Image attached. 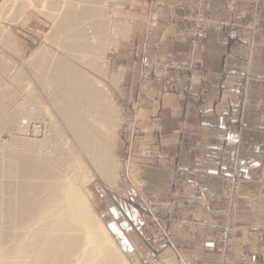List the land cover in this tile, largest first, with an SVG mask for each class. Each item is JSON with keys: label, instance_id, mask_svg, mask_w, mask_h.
I'll use <instances>...</instances> for the list:
<instances>
[{"label": "crops", "instance_id": "obj_1", "mask_svg": "<svg viewBox=\"0 0 264 264\" xmlns=\"http://www.w3.org/2000/svg\"><path fill=\"white\" fill-rule=\"evenodd\" d=\"M195 1L158 0V19L147 39L149 50L146 36H141L138 44L123 52L128 61L125 101L141 106L143 128L157 142L150 159L134 153L137 189L154 200L160 214L167 210L164 202L175 194V217L219 224L227 213L224 200L230 165L240 160L239 230L230 264H242L244 255L262 264L264 12L261 30L255 35L243 29L213 27L195 45L189 37L187 17ZM210 5L208 15L215 20L231 18L243 23L249 16L248 2L239 3L231 16L225 0H210ZM148 21L151 23V17ZM156 63L167 67L165 75L174 81L175 90L165 89L164 72L154 70ZM146 74H152V79L147 82L149 89L142 90V75ZM244 85L248 90L243 100L240 89ZM130 194L131 200L121 199L111 212L102 213L113 230L122 233L124 227L129 228L130 245L140 259L148 262L170 252L171 262L163 264H220L217 246L208 241L210 230L204 225L170 226L171 247L144 214L137 192Z\"/></svg>", "mask_w": 264, "mask_h": 264}, {"label": "bare ground", "instance_id": "obj_2", "mask_svg": "<svg viewBox=\"0 0 264 264\" xmlns=\"http://www.w3.org/2000/svg\"><path fill=\"white\" fill-rule=\"evenodd\" d=\"M107 1L53 0L52 3L42 4L37 0H4L0 10L10 2V5L3 9L6 19H14V16L17 17L20 13L25 15L23 12L31 7L46 11L55 22L52 35L57 34L58 38H52H55L56 42L58 40L56 44L59 51L66 49L67 53L71 52L77 57L83 54L95 60L97 57L101 58L99 53L104 51L107 42L108 25L105 16L109 14L103 16V10L101 11V6H105ZM157 4L156 0L152 7ZM8 7L10 9L6 12ZM41 14L45 16L42 12ZM18 19L20 20L21 16ZM156 20L157 17L153 14L152 22ZM2 26L0 25L1 29ZM1 29L0 31H3ZM4 31L0 33V40L8 42L9 34L6 35ZM11 39L15 41L16 38ZM40 48L36 51L40 52ZM45 50L48 51L47 48ZM75 56L70 58L76 59ZM64 59L50 53L37 52L30 58V64L38 71L40 77L51 85V89L58 90V102H62L61 97L71 102V107L64 105L65 108L60 111L67 125L73 129L71 133L81 150L105 174L111 168L108 155L112 152L114 142L109 143V137H104L108 134L107 130L106 133L103 127L101 130L103 123L100 125L96 116L99 113L98 108L103 104L108 114H103L102 117L109 118L110 124L114 126V111L109 94L108 98L104 97L102 100L105 90L99 89L98 84L93 85L94 81L79 71L80 69L74 66L75 63L72 65L73 62ZM7 72V66L0 57V128L12 126L10 121L1 120H7L6 113L13 103H16L15 98L19 95L16 89H11L10 84L4 80ZM23 77H11L13 86L19 85ZM75 113H80V116L83 113L87 119L81 120L80 124L71 118ZM22 121L20 126L25 128L31 120L25 117ZM112 125L109 126L112 128ZM109 126L106 128L110 129ZM110 138L113 139L111 136ZM11 139L8 145L0 144V264H123L117 249L110 244L106 228L101 221H94L89 211L91 204L81 189L83 179L79 170L84 168L78 153L72 147L63 146L60 149L63 160L54 156L55 154L45 158L37 153L39 145L42 146L41 142L29 141L22 137ZM62 177H65L69 184ZM116 177L119 178L118 175ZM82 198L86 200L85 210L88 216L83 226H76L71 216L81 210ZM160 258H164V255Z\"/></svg>", "mask_w": 264, "mask_h": 264}, {"label": "rangeland", "instance_id": "obj_3", "mask_svg": "<svg viewBox=\"0 0 264 264\" xmlns=\"http://www.w3.org/2000/svg\"><path fill=\"white\" fill-rule=\"evenodd\" d=\"M5 1H10V0H5ZM37 1L42 4L53 2V0H37ZM155 1L156 0H108L106 2V5L104 4L105 6H101V11L103 10L102 11L103 16L107 15L106 13L109 14L108 16H105V18L107 19V25H108V31L106 35L107 42L105 44L104 51L99 53V55H101V58L97 57L95 60L83 54L82 56L77 57L71 52L67 53L68 50L66 49H60L59 51V48L57 46L58 40L56 42V39L58 38V37L56 38L57 34L56 36L52 35L54 33L53 27H54L55 22L52 18H50L46 14V11L36 8L38 9L37 10L39 12L38 13L37 11L35 12L36 10L35 8L31 7L29 9H26L23 12L25 13V15H23L22 13L20 14L18 13L19 15L16 14L18 16L17 17L14 16V19H6V16H5L6 14L3 11V9L5 10V7H7L10 2L2 9V11L0 10L1 11L0 12V19H1L0 25L1 26L3 25L2 29L1 28L0 29L3 31L4 30L7 31L9 28L8 31H10V32L4 31L6 35L9 34L8 42H4V41L1 42L0 40V42L2 43V44L0 43L1 44L0 45V57L3 59L8 69V72L5 75L6 78L4 80L10 84L11 89L15 88L17 93L19 94L17 95L18 97L16 96L15 98V100L17 99L16 103L14 102L13 103L14 105L12 104L13 106H11V108L6 113L7 118L5 117V119L7 120H1L2 122L10 121L12 126L10 127L9 125L7 127L4 126L3 128H0V144H7V145L10 144V142L12 141L11 139L12 137L13 138L22 137L23 139H29V141H38L42 143V146H40L41 144L39 145V150L37 148L38 150L37 153H40L42 157L50 158V156L55 154L54 156H57L58 158L62 160H63V156L61 154L60 149L63 146L72 147L74 151L78 153L77 155H79L80 157L79 159H81L80 161L83 164L84 169L79 170L82 176V179H83L81 189L83 193L87 196L89 204H91L89 207L90 208L89 211L92 214V218L96 222L101 221L103 226L106 228L110 236V244L113 245L117 249V252L123 264H163V263L171 262L170 256H167L168 254H170V252H167L166 254H164V258L158 259L159 257L156 256L151 261L144 262L142 259H140L138 252L135 251L134 248L130 245V237L128 236L129 228L124 227L125 231H122V233L118 230L117 231L113 230L108 225L107 223L108 221L102 213L106 210H109L111 212L114 206H119L118 203L120 201L123 202L122 200L123 199L125 200V198L127 199V201L131 200L133 197L131 198L130 193L136 191L140 197V201L142 203V209H143L144 214L150 219V221H152L151 216L147 214L144 201L147 200V201L154 202V200L144 196L137 189V185H136L137 182L135 181L136 168H135V161H134V158H135L134 153L136 152L140 153V156H142V158L150 159L153 157V154H154L153 148L156 146L157 142L148 138V135H147L148 132L143 128L144 118L142 119L141 117V114L143 116V113H142L143 110L141 106L138 104L129 105L128 102L125 101L126 99L124 97L127 94L125 93V79L127 77L128 61L127 59H125L126 55H124L123 52L128 51L129 45L133 46L134 44L135 45L138 44L140 42L139 38H141V36L143 38L144 36H146V39H145L147 42L146 49L149 50L150 45H148L149 40L147 39H149V35L153 31L155 27V23L152 21L150 23L148 19H150V17L152 19L153 14H155L156 7L160 4L158 3V5H155L154 7H152ZM1 2L4 3V0H0V7L2 8ZM145 3H147L148 5L146 6ZM196 3H197V0L195 1V4L192 8L191 13L187 16L191 24L189 26V31L191 30V32L193 31L195 27L191 18L197 12ZM225 3H226V11L229 13L230 16L233 15L238 7V4L230 6V2L227 0H225ZM210 6L211 5H210V0H209L208 6H207L208 8L203 13L204 17L212 21V23L209 26H211L212 24L224 22V21L233 22L235 25L241 24V23H236L231 18L215 20L214 18L208 15ZM11 7H12V4H11ZM8 9H10V7L6 8L7 10L6 12H8ZM41 12L45 16H42ZM251 12L252 10L250 6L249 16L247 18V21L243 22V24H247L250 21ZM263 12H264V5H263V11L261 15V22H262ZM20 16H21V19L19 20L18 18ZM156 17L158 19V16ZM49 19L52 22H50ZM3 21H6V22H3ZM9 22L11 24H9ZM213 27L222 28V27H230V26L224 25L221 27L219 25H216V26L212 25L210 28H208V30L212 29ZM90 29L91 28H89V31L91 33L92 30ZM233 29L246 30L244 28H233ZM260 30H261V24H260ZM3 31H0V33H3ZM207 31L205 32V34L207 33ZM11 33L13 36L11 35ZM251 33L254 35L257 34L253 32ZM52 36H55L56 39L54 38L55 39L54 40ZM10 37L13 39L16 38L15 39L16 42L12 40ZM189 37L192 39V42H193V38H192L193 36L191 37V35L189 34ZM13 42H15V44ZM47 43L48 44L50 43V44L48 45ZM43 46H45L48 49V51L45 50L46 48L44 49ZM39 48L41 50L40 51L41 53L39 51H36V49L39 50ZM57 49L58 51H56ZM37 52L39 54L50 53L62 59H64L65 57L70 63L73 62L72 65L75 63L74 66H76L78 70L80 69L79 71H81L84 75L87 74L86 76L89 77L92 81H94L93 85L98 84L99 89L103 91L105 90L102 100L104 99V97L108 98V94H109V98L111 101L109 102L112 104L113 111H114V123H113L114 126L110 124L109 118L102 117L103 114L104 115L108 114V111L103 104L100 105V107L98 108L99 113L97 114L98 116H96L97 117L96 120H99L98 123L100 125L103 123L104 125L100 127L101 130H103L104 128L105 133L107 130L108 134H106L104 137L105 138L109 137V140H110L109 143L114 142L112 146V152L111 154L108 155L110 157L109 160H110L111 168H109L108 172H106L105 174L101 170H99L98 167L93 163V161L89 159L87 154L81 150L80 145L77 143L76 139L73 137L74 135L71 133V130L73 129L67 125L66 120L64 119L60 111V109L65 108L64 105L71 107V102L66 101L64 97H61L62 102H58L57 98L60 97V93L58 92V90L53 89V88L51 89L50 88L51 85L49 86L40 77V75L38 74V71H35L36 69L30 64V58ZM74 56L75 58L76 57L77 58L71 59V58H74ZM87 58L90 59L91 61H89ZM87 60L91 64L88 63ZM155 68H159L160 71L164 72L161 78L166 84L165 89L166 90L170 89L171 91L175 90V85H173L174 81H171L170 79H168V75H165L167 67L161 65L160 63H156V65H154V70ZM21 72L23 75L21 74ZM151 75L150 74L142 75V83H141L142 90L149 89V85L147 84V82L152 79ZM19 76L21 77L24 76L22 78L23 80L20 82L19 85L18 84L15 85L14 83L15 86H13V82H11L12 79L19 77ZM102 88H105V89H102ZM247 90L248 89L246 85L242 86L240 89V98H242L243 100L246 98ZM190 91L191 89L186 90V92H190ZM23 117L29 118V120H31L28 126H26L25 128L20 126L22 125V122H23L22 119H24ZM78 117H80V119ZM71 118L72 119L74 118L78 123H80L81 120L84 121V119H87L83 113H81V116H80V113H75V116ZM239 120L241 121V117L239 118ZM105 125L106 126L112 125V128L111 126H109L110 129L108 127L106 128ZM36 133L37 135H35ZM110 136L113 137V139L110 138ZM143 144L146 145L148 149L143 148L142 147ZM236 161H239L240 168H241V161L237 159L234 162ZM233 163H231L230 169H232ZM116 175L119 176L118 179H116L117 178ZM62 178L67 181L65 177H62ZM229 183H230V179L228 182L225 200H224L225 202L224 204H225V208L227 212L226 218L219 224L211 223L215 227L212 230L207 229V230H210L209 235L207 237L212 236V235L218 236L220 233L221 224L225 223L230 216L229 207L226 205V198H227ZM240 183L241 184H240L239 197L235 205L236 212L233 216L234 224L238 227L236 230V233L239 230V226L237 224V214H238V206H239L241 186H242V182ZM85 203H86V200L82 198L81 199V210H78L76 214L71 216L73 219V224L76 226L77 225L83 226V224L87 220L88 215L86 213L87 211L85 210V207H86ZM154 205L156 207H153V208L156 209L157 215L167 216V213L169 212L174 213L176 208L174 209H170V208L177 207L176 195L172 194L171 198L167 202H164V205L167 209L166 211H164L165 213L164 212L161 214L158 213L160 207H158L156 203ZM199 223L202 224L201 226L203 225L205 226L203 222H199ZM207 223H210V222H207ZM100 226L102 225L100 224ZM170 226H174V225L170 224ZM170 226L168 227L169 229L168 232H170L172 236L171 239L173 240V234H172V230H170L171 228ZM236 233H235V236H236ZM158 236L163 242L167 243L166 242L167 240L164 234H161ZM235 236H234V239H235ZM172 240L171 242H168L167 244L171 247H174ZM140 244L142 245L141 241H140ZM234 244H235V240H234ZM244 257L249 258L252 264H260L258 261H254L250 257L245 256V255L242 256L241 258L242 264H244L243 262ZM162 260H164L165 262ZM229 264H230V257H229Z\"/></svg>", "mask_w": 264, "mask_h": 264}, {"label": "built area", "instance_id": "obj_4", "mask_svg": "<svg viewBox=\"0 0 264 264\" xmlns=\"http://www.w3.org/2000/svg\"><path fill=\"white\" fill-rule=\"evenodd\" d=\"M208 1L209 0H197L196 7L197 12L196 14L191 18L193 24L195 25L193 31H189V34L193 38L194 44H199L201 39L204 37L205 32L210 28L212 25L216 26H224L229 25L231 28H244L246 30H249L253 33H257L260 30V24H261V15L263 11V0H227L230 2V6L239 4L241 2H249L251 6V18L250 21L247 24H239L235 25L233 22H219L212 24L209 26L212 21L207 19L203 16V13L208 8ZM143 148L148 147L146 145H142ZM149 153V152H148ZM230 183L228 187L227 192V198H226V205L229 207V213L230 216L227 219V221L220 226V233L218 236H209L208 241L213 244V246H217V250L221 256V264H229V257L231 249L234 245V236L237 230V226L234 224L233 216L236 212V202L239 197L240 192V182H242V169L240 168L239 161H236L232 164V169H230ZM241 179V180H240ZM154 202L151 201H144V205L146 207L147 214L151 216V219L153 223L156 226V231L158 235L164 234L166 237V242H171V234L168 229V227L171 225H177L179 227H185V226H195L200 227L202 224L199 222H195L193 220H185V219H178L173 215V213L169 212L167 213V216H160L156 214V209L153 207H156L154 205ZM176 207H171L170 209H174ZM172 211V210H171ZM205 227L207 229H214V225L211 223H206ZM171 230V229H170ZM244 264H252L249 260V258L244 257L243 258Z\"/></svg>", "mask_w": 264, "mask_h": 264}]
</instances>
